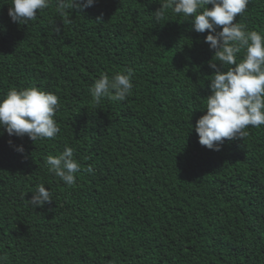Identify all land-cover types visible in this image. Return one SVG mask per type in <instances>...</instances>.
Returning a JSON list of instances; mask_svg holds the SVG:
<instances>
[{
  "label": "trees",
  "instance_id": "trees-1",
  "mask_svg": "<svg viewBox=\"0 0 264 264\" xmlns=\"http://www.w3.org/2000/svg\"><path fill=\"white\" fill-rule=\"evenodd\" d=\"M10 3L0 0V97L57 95L60 132L0 135V264H264V125L220 151L195 132L210 94L207 30L171 12L156 24L158 0H97L63 18L52 0L27 24L11 21ZM235 19L264 30V0ZM128 69L127 99L95 105L94 81ZM66 147L94 168L73 186L45 167ZM40 184L53 201L34 208Z\"/></svg>",
  "mask_w": 264,
  "mask_h": 264
},
{
  "label": "clouds",
  "instance_id": "clouds-1",
  "mask_svg": "<svg viewBox=\"0 0 264 264\" xmlns=\"http://www.w3.org/2000/svg\"><path fill=\"white\" fill-rule=\"evenodd\" d=\"M97 0H55L56 14L63 18L68 10L83 12L94 7ZM160 7L153 13L157 24L169 12L190 21L191 29L205 33L204 42L214 52L208 61L212 70L205 96L204 114L195 122L200 145L220 151L224 141L244 138L249 127L264 125V30L249 29L235 18L245 13L251 0H158ZM52 0H11L8 16L13 23L27 24L37 19L38 12L50 7ZM211 5V7H209ZM101 19V18H99ZM235 21V22H234ZM160 24V23H159ZM59 34L60 26L54 25ZM133 72L128 69L111 78L104 74L96 79L89 91L93 103L105 99L122 102L134 88ZM60 107L57 95L35 86L10 88L0 97V135L32 141L53 139L60 132L55 114ZM191 123V121H190ZM193 125L191 123L192 131ZM12 145L13 141H9ZM14 150L25 153L23 145ZM45 167L66 186L76 183L81 171L93 174L89 165L82 168L75 158L74 148L66 147L58 155L45 157ZM34 208L53 201V193L44 184L36 187L28 199Z\"/></svg>",
  "mask_w": 264,
  "mask_h": 264
},
{
  "label": "bare ground",
  "instance_id": "bare-ground-1",
  "mask_svg": "<svg viewBox=\"0 0 264 264\" xmlns=\"http://www.w3.org/2000/svg\"><path fill=\"white\" fill-rule=\"evenodd\" d=\"M155 103V102H154ZM175 183V182H174ZM178 193V192H177Z\"/></svg>",
  "mask_w": 264,
  "mask_h": 264
}]
</instances>
